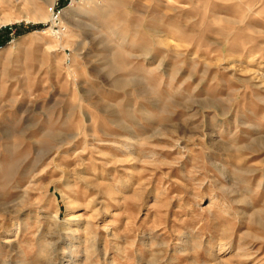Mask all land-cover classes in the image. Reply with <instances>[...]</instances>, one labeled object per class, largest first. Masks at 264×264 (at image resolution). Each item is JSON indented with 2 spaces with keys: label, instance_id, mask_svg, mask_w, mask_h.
<instances>
[{
  "label": "rangeland",
  "instance_id": "1",
  "mask_svg": "<svg viewBox=\"0 0 264 264\" xmlns=\"http://www.w3.org/2000/svg\"><path fill=\"white\" fill-rule=\"evenodd\" d=\"M53 2L0 0V264H264V0Z\"/></svg>",
  "mask_w": 264,
  "mask_h": 264
},
{
  "label": "built area",
  "instance_id": "2",
  "mask_svg": "<svg viewBox=\"0 0 264 264\" xmlns=\"http://www.w3.org/2000/svg\"><path fill=\"white\" fill-rule=\"evenodd\" d=\"M71 0H69L70 3ZM61 4L63 5L62 0H54L50 11H51V31L55 35H60L62 33V22L60 20V9H61Z\"/></svg>",
  "mask_w": 264,
  "mask_h": 264
},
{
  "label": "trees",
  "instance_id": "3",
  "mask_svg": "<svg viewBox=\"0 0 264 264\" xmlns=\"http://www.w3.org/2000/svg\"><path fill=\"white\" fill-rule=\"evenodd\" d=\"M36 26H40V25H36ZM31 27H33V26H31ZM31 27H29V28H31ZM10 29H11L10 26H5L2 29H0V45L4 44L8 40ZM16 30H18L17 31L18 33L21 32V30H19V28H16ZM23 30H26V29H23Z\"/></svg>",
  "mask_w": 264,
  "mask_h": 264
},
{
  "label": "crops",
  "instance_id": "4",
  "mask_svg": "<svg viewBox=\"0 0 264 264\" xmlns=\"http://www.w3.org/2000/svg\"><path fill=\"white\" fill-rule=\"evenodd\" d=\"M62 1H64V0H62Z\"/></svg>",
  "mask_w": 264,
  "mask_h": 264
},
{
  "label": "bare ground",
  "instance_id": "5",
  "mask_svg": "<svg viewBox=\"0 0 264 264\" xmlns=\"http://www.w3.org/2000/svg\"><path fill=\"white\" fill-rule=\"evenodd\" d=\"M72 1V0H71Z\"/></svg>",
  "mask_w": 264,
  "mask_h": 264
}]
</instances>
